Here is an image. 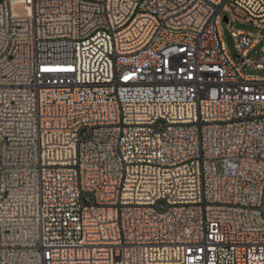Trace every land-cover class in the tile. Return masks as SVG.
<instances>
[{
  "label": "built area",
  "instance_id": "obj_1",
  "mask_svg": "<svg viewBox=\"0 0 264 264\" xmlns=\"http://www.w3.org/2000/svg\"><path fill=\"white\" fill-rule=\"evenodd\" d=\"M263 30L264 0H0V264H264Z\"/></svg>",
  "mask_w": 264,
  "mask_h": 264
},
{
  "label": "rangeland",
  "instance_id": "obj_2",
  "mask_svg": "<svg viewBox=\"0 0 264 264\" xmlns=\"http://www.w3.org/2000/svg\"><path fill=\"white\" fill-rule=\"evenodd\" d=\"M233 26L235 28H240V29H244V30H255L250 24H245V25L234 24ZM263 36H264V30H263ZM225 42L227 44V48H228L231 56L233 58H236V50L234 49L233 40H232V38H231L226 27H225ZM261 47H264V37H263V40L261 41L260 45L254 51H252L249 54L248 58H250L251 61H256L262 56V52L260 50ZM245 73L252 74V75L264 76V71L253 69L250 67H246Z\"/></svg>",
  "mask_w": 264,
  "mask_h": 264
},
{
  "label": "snow or ice",
  "instance_id": "obj_3",
  "mask_svg": "<svg viewBox=\"0 0 264 264\" xmlns=\"http://www.w3.org/2000/svg\"><path fill=\"white\" fill-rule=\"evenodd\" d=\"M46 71H48V70H57V69H45Z\"/></svg>",
  "mask_w": 264,
  "mask_h": 264
},
{
  "label": "water",
  "instance_id": "obj_4",
  "mask_svg": "<svg viewBox=\"0 0 264 264\" xmlns=\"http://www.w3.org/2000/svg\"><path fill=\"white\" fill-rule=\"evenodd\" d=\"M224 21H225V22H227V19H226V18H224Z\"/></svg>",
  "mask_w": 264,
  "mask_h": 264
}]
</instances>
